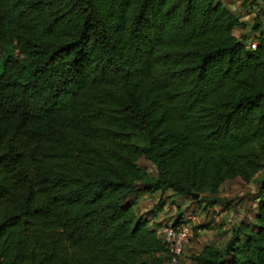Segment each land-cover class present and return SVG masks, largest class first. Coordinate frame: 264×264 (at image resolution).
I'll return each instance as SVG.
<instances>
[{"label": "trees", "instance_id": "16d2710c", "mask_svg": "<svg viewBox=\"0 0 264 264\" xmlns=\"http://www.w3.org/2000/svg\"><path fill=\"white\" fill-rule=\"evenodd\" d=\"M261 14L248 42L222 0H0V264H168L132 195L236 178L257 213L189 258L264 264Z\"/></svg>", "mask_w": 264, "mask_h": 264}, {"label": "crops", "instance_id": "0c3cea01", "mask_svg": "<svg viewBox=\"0 0 264 264\" xmlns=\"http://www.w3.org/2000/svg\"><path fill=\"white\" fill-rule=\"evenodd\" d=\"M222 1L225 3V5L228 8L232 9L234 12L237 11L235 9V5H237L239 2H241L240 0L239 1L238 0H222ZM237 1H238V3H237ZM262 2L264 3V0H262ZM250 7L251 6H249L248 13H245L244 15L238 14L239 16L242 17L243 20L247 21V27L244 29L243 28H237L235 30L239 34L238 36L245 35L248 42L249 41L251 42V40L254 39V33L252 32V29H251L252 28V25H251L252 21L250 18L255 13H254L253 9H250ZM256 21H257V15L254 18V22H256ZM261 21L264 24V15L263 14H261ZM248 34L252 35V37H249ZM233 180H227V181H233ZM166 196H171L172 198L165 199ZM221 196H222V194H221ZM222 197L226 198V197H229V195L226 197H224V196H222ZM132 198H135L137 201V206H136L137 211L141 215L149 217L151 220V226L154 228H157L159 233H160L161 228L164 225L170 224L171 222L176 223V221H183V219L186 218L187 210L185 212H182V210L185 208L184 205H187L188 210H189V208H191V205H190L191 203L189 202V199H180L179 196H173L171 191H167L164 193L161 191H158L154 195L147 194V193L141 194V196L132 195ZM156 198L159 200L161 198H164L165 199V206L161 211L153 213L152 209L155 206V204H157L158 202L153 205L152 201H154V199H156ZM170 200L172 202H174V200H176V201L177 200L178 201L183 200L185 203L184 204L177 203L176 205H173L171 207V206H169L170 205L169 203L171 202ZM257 203H258V199L255 196V200L251 203L252 207H253L251 209V213L248 212V208L246 206H244V204H242V203L239 204L236 208H234L233 205L221 202L218 205H216L215 207L208 208L207 210L203 209V207L206 206L204 203L200 204L201 205L200 209H202L203 212L205 213V215L208 216V218H209L208 222L211 225V228H209V229L201 228L199 231H201V232H205V231L207 232L208 231L210 233H213L212 239L214 241H212V243H209V242L205 243L199 252H201L203 247L206 245H216L219 247H223L231 235V228L234 224L238 223L240 220H242L244 218H253L255 216V214L257 213ZM235 210L237 211V213H235L236 212ZM192 218L193 217H188V219H192ZM196 224H197V226L198 225L200 226V225H204L207 223H203L200 221ZM219 234L223 235L224 239H221L222 236H220ZM218 237L221 241V245L216 244ZM192 244H194V242H188L185 249H193L194 246Z\"/></svg>", "mask_w": 264, "mask_h": 264}, {"label": "rangeland", "instance_id": "374dc122", "mask_svg": "<svg viewBox=\"0 0 264 264\" xmlns=\"http://www.w3.org/2000/svg\"><path fill=\"white\" fill-rule=\"evenodd\" d=\"M238 1H237V3H238ZM240 1L241 2H239L237 5H235V9L237 10L235 12L237 14L244 15L245 13H248L249 6H251L250 9H253L254 13H255L250 18L252 23H253L256 15L261 13V9L264 8V3L262 2V0H240ZM252 23H251V25H252ZM236 34L239 35L237 32H236ZM249 37H252V35H249ZM139 164H140V166L148 169V171L150 173H153V174L156 173V170H155L156 168L153 166V164L150 161L146 160L145 158H141L139 160ZM259 177H264V170L261 171ZM259 179L260 178H258V180ZM258 180H254L253 182H250V183H246L240 178H237L236 180L234 179L233 181H227L223 184V186L221 188V194L224 197L229 195V198L232 199V201H233L234 208H236L239 204L242 203V204H244V206H246L248 208V212L251 213V209L253 208L251 203L255 200V196L257 194V187H258L257 181ZM179 197H180V199H189V202L191 203L190 204L191 208H189V210L187 209V205H184L185 208L182 210V212H185L187 210V213H186V218H184L181 223L188 222L191 225H193L194 227L197 226L196 223H198L200 221L203 223H209L208 222L209 221L208 216H206L205 213L203 212V210L200 209V207H201L200 204H202V203H200V200H199L200 195L194 194L193 196L191 195V196H187V197H184V196H179ZM167 198H172V197L166 196L165 199H167ZM156 199H154V201H152L153 205L159 201V199H157V200ZM161 199H164V198H161ZM177 203L184 204L185 202L183 200H179V201L174 200V202L171 201L169 203L170 204L169 206L172 207L173 205H176ZM235 213H237V211ZM188 217H193V218L188 219ZM171 224H174V222H171ZM197 232L199 235H194L191 238V240L189 241V242H194V244H192L194 246V248L193 249H185L182 257L176 263L168 262V264H197L196 262L191 261L189 257L194 253H198L205 243H207V242L212 243V241H214L212 239L213 233H210L208 231L207 232L206 231L201 232L199 230ZM220 236H222L221 239H224L223 235H220ZM216 244L221 245V241H220L219 237L217 239Z\"/></svg>", "mask_w": 264, "mask_h": 264}, {"label": "built area", "instance_id": "2783aa9c", "mask_svg": "<svg viewBox=\"0 0 264 264\" xmlns=\"http://www.w3.org/2000/svg\"><path fill=\"white\" fill-rule=\"evenodd\" d=\"M160 235L167 244L171 254V263H176L183 255L185 247L195 235L194 226L188 222L166 224L160 230Z\"/></svg>", "mask_w": 264, "mask_h": 264}]
</instances>
